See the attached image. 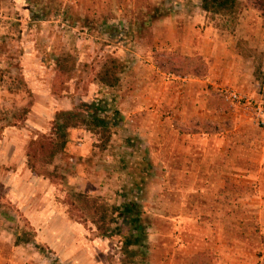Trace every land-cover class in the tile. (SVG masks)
Returning <instances> with one entry per match:
<instances>
[{"label": "rangeland", "instance_id": "374dc122", "mask_svg": "<svg viewBox=\"0 0 264 264\" xmlns=\"http://www.w3.org/2000/svg\"><path fill=\"white\" fill-rule=\"evenodd\" d=\"M240 1L236 18L198 10L175 36L144 14L163 18L172 0H0V225L34 236V193H50L63 238L57 252L38 246L46 264H122L119 239L101 238L72 196L130 194L143 264H264V11ZM111 55L123 62L115 89L94 80ZM59 58L76 68L64 88ZM93 101L119 119L111 143L74 129L73 155L38 162L56 177L31 182L33 142L51 137L58 111Z\"/></svg>", "mask_w": 264, "mask_h": 264}, {"label": "trees", "instance_id": "16d2710c", "mask_svg": "<svg viewBox=\"0 0 264 264\" xmlns=\"http://www.w3.org/2000/svg\"><path fill=\"white\" fill-rule=\"evenodd\" d=\"M200 3L201 8L207 13L234 18L240 14L244 6L240 0H201ZM253 6L264 11V0H253ZM244 56L252 57L253 55L244 52ZM75 69V64H70L68 59L57 60V83L61 88H64L71 80V74ZM122 69L121 58L108 56L101 69L97 71L94 80L104 87L115 89L122 83ZM262 73V68L257 66L255 76L259 82L264 80ZM118 122L116 115H109L103 103L96 101L75 104L70 110L58 111L53 121L51 137L42 142H33V148H29L28 165L35 174L54 178L56 177L54 173L47 169H39L38 162L42 159L41 156L44 158L43 163L47 166L53 165L58 155H73L74 129H84L100 135L103 139V149H106L113 139V129L118 126ZM62 178L65 177L62 176ZM121 196L124 200L117 203L101 196L75 190L72 198H74V205L82 211L86 220L94 224L101 238L119 239L122 264H143L145 253L142 248L148 236L143 228L142 204L130 194ZM33 238L34 236L24 230L19 235L17 244L29 243Z\"/></svg>", "mask_w": 264, "mask_h": 264}, {"label": "crops", "instance_id": "0c3cea01", "mask_svg": "<svg viewBox=\"0 0 264 264\" xmlns=\"http://www.w3.org/2000/svg\"><path fill=\"white\" fill-rule=\"evenodd\" d=\"M172 2L174 11L168 13L163 18L156 16L157 10L155 12L152 9H147V11H145L146 13L144 12L147 21L152 23L155 29H158L159 26L166 28L169 24H172L173 33L175 32L174 34L176 36L177 32L179 33L181 29L191 23V19L198 13V10H201V12L205 14L207 13L201 8V4L197 0H172ZM194 2L197 4L195 10L186 11V9H192L194 7ZM178 8H182L181 11H177ZM174 24L176 28H174ZM12 173L14 174V172ZM41 180L44 179H41L35 174L32 176L31 182L41 185ZM11 182L9 187L10 192L16 190L18 186L17 182H14V180ZM38 192L39 191H36L34 193V198H40V202L37 206V210L32 214L33 219H36L39 223L36 225L33 222L32 225H27L25 227L26 230L34 231L35 235L31 242L17 244V239L19 235H21L16 230L19 228V225L16 227H14L15 225H0V264H46V261L49 262L50 258L45 257L38 246L43 245L48 251L53 252H57L56 248L58 245L62 246V233L55 225H51L50 220L53 214L56 216L60 214L58 210H56L57 206L52 201L50 193L45 192V194L40 196ZM11 220L12 218L9 217L6 219L9 223ZM40 223H42V225ZM45 230L49 232V236L44 233ZM51 231L53 233H51Z\"/></svg>", "mask_w": 264, "mask_h": 264}, {"label": "built area", "instance_id": "2783aa9c", "mask_svg": "<svg viewBox=\"0 0 264 264\" xmlns=\"http://www.w3.org/2000/svg\"><path fill=\"white\" fill-rule=\"evenodd\" d=\"M230 99H237V100H244L245 102L249 103V99L247 97H242L241 95L236 94L235 92H232L229 95Z\"/></svg>", "mask_w": 264, "mask_h": 264}]
</instances>
